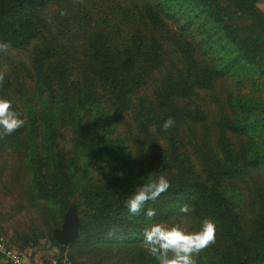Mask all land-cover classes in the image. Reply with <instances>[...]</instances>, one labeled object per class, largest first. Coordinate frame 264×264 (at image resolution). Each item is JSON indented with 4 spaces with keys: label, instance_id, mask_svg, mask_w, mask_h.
<instances>
[{
    "label": "trees",
    "instance_id": "1",
    "mask_svg": "<svg viewBox=\"0 0 264 264\" xmlns=\"http://www.w3.org/2000/svg\"><path fill=\"white\" fill-rule=\"evenodd\" d=\"M258 1L0 0V98L26 119L0 140V180L8 170L48 227L74 206L72 246L108 243L132 264L144 252L126 245L151 224L197 231L209 218L216 240L198 264H264ZM160 176L169 189L130 215L124 201Z\"/></svg>",
    "mask_w": 264,
    "mask_h": 264
},
{
    "label": "clouds",
    "instance_id": "2",
    "mask_svg": "<svg viewBox=\"0 0 264 264\" xmlns=\"http://www.w3.org/2000/svg\"><path fill=\"white\" fill-rule=\"evenodd\" d=\"M10 45L0 43V52L7 53ZM5 73L0 72V86L3 85ZM21 114L12 108V102L0 98V140L11 135L26 124V119L20 118ZM174 125L170 117L162 125L167 131ZM170 182L160 176L155 181L142 184L137 187L133 195L124 201L128 213L138 216L148 201H155L161 194L170 187ZM190 206L184 204L180 212L187 215L190 213ZM153 209H148L146 216L149 219L155 217ZM110 232L109 235H113ZM143 247L148 255L155 258L158 264H198L197 257L207 247L215 243L216 226L214 222L205 218L199 230L190 231L180 224L167 226L163 223H153L143 230ZM65 264H68L65 258Z\"/></svg>",
    "mask_w": 264,
    "mask_h": 264
},
{
    "label": "rangeland",
    "instance_id": "3",
    "mask_svg": "<svg viewBox=\"0 0 264 264\" xmlns=\"http://www.w3.org/2000/svg\"><path fill=\"white\" fill-rule=\"evenodd\" d=\"M258 8L264 11V6L259 5ZM8 174L9 171L6 170L4 177L0 180V236H3L11 246L18 250L28 252L29 248H36L41 252H47L52 246L49 234L54 228L60 227L62 218L53 227H48L44 223V212L40 207L42 205L30 203L27 198L16 196L18 186H14L7 180ZM5 187L9 188V191ZM49 209L56 213L54 208L49 207ZM49 209L46 211L49 212ZM71 244L65 247L71 254L73 264H130L127 262V258L130 257L129 252L125 249L113 250L115 246L111 244L97 243L86 238H80L74 246ZM126 246H138L144 252V260L138 262L137 258L132 264H150L151 256L146 253L143 242ZM134 252L136 255L139 254L136 250Z\"/></svg>",
    "mask_w": 264,
    "mask_h": 264
},
{
    "label": "built area",
    "instance_id": "4",
    "mask_svg": "<svg viewBox=\"0 0 264 264\" xmlns=\"http://www.w3.org/2000/svg\"><path fill=\"white\" fill-rule=\"evenodd\" d=\"M0 256L8 264H26L27 252L14 248L8 244L4 237L0 236ZM65 258H67L68 264H72L68 250L66 248H57V252L54 255L49 256L46 262H41L40 264H65Z\"/></svg>",
    "mask_w": 264,
    "mask_h": 264
},
{
    "label": "water",
    "instance_id": "5",
    "mask_svg": "<svg viewBox=\"0 0 264 264\" xmlns=\"http://www.w3.org/2000/svg\"><path fill=\"white\" fill-rule=\"evenodd\" d=\"M79 228V212L74 206H70L63 214L60 227L53 229L52 237L58 244L66 246L79 237Z\"/></svg>",
    "mask_w": 264,
    "mask_h": 264
},
{
    "label": "crops",
    "instance_id": "6",
    "mask_svg": "<svg viewBox=\"0 0 264 264\" xmlns=\"http://www.w3.org/2000/svg\"><path fill=\"white\" fill-rule=\"evenodd\" d=\"M257 5L264 6V0H259ZM3 237V236H2ZM57 252V247L50 246L47 252H41L36 248H29L26 256V264H40L46 262L49 256L54 255ZM41 255H44L43 257ZM0 264H8L5 259L0 256Z\"/></svg>",
    "mask_w": 264,
    "mask_h": 264
}]
</instances>
